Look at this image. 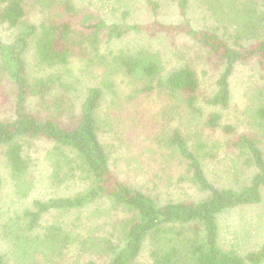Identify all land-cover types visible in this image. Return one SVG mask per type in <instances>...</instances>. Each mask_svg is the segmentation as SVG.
Segmentation results:
<instances>
[{
	"label": "trees",
	"instance_id": "1",
	"mask_svg": "<svg viewBox=\"0 0 264 264\" xmlns=\"http://www.w3.org/2000/svg\"><path fill=\"white\" fill-rule=\"evenodd\" d=\"M37 2L43 13L39 20H32L27 15L25 0H0V24L12 29L5 39L0 35V83L4 75L9 90L6 92L0 85V103L8 99L9 94L13 98L12 117L0 119V159L6 162L14 177H18L29 166L23 144L32 138L41 139L50 144L45 156L53 160L52 165L59 156L53 170L46 174L48 185L52 188L65 181H78L82 188L68 195L32 199L29 207L19 214L8 215L7 223L0 224V230L10 239L12 247L8 248L10 253L0 250V264H14L15 261L32 264L26 258L36 255L27 253L37 249L36 235L49 247H57L60 241L71 244L75 236L59 225L48 226L42 236L32 232L43 215L52 210L72 212L96 203L110 209L104 213L101 207L104 214L100 220L102 231L94 235V225H90L88 234H77L80 240L76 242L85 251L105 250L108 255L102 264H137L142 252L148 254L150 264H263L264 242L244 255L221 248L217 239V218L230 209L262 200L263 152L250 134H236L231 123H222L221 110L230 105V77L237 64L255 62L264 69V11L257 15L245 5L235 10L234 0H211L218 7L229 3V14L236 20L235 28L223 27L225 32L220 35L213 29L192 26L187 14L188 0L176 1L180 22L163 23L154 19L144 24H110L91 10L75 8L71 0ZM147 6L155 14L158 2L147 0ZM131 31L144 32L147 37L162 33L172 45L176 36L188 37L207 53V59L215 68L221 67L213 82L215 90L201 95L197 73L187 64L173 68L159 78L160 59L155 54L137 51L117 56L109 53L111 60L106 61L105 66L108 70L101 78L105 84L89 86L71 96L74 83L67 81L64 74L68 73L67 66L72 58L85 60L89 52L97 50V41L120 38ZM242 34H249L255 41L240 42ZM30 46H33L38 62L45 68H52V72L30 77L25 55ZM116 63L129 75L154 81L153 77L157 76L155 83L148 80L140 88L142 91L167 93L168 97L182 95L186 107L192 111L199 110L196 106L199 97L206 105L220 108L208 112L204 125L211 131L220 130L227 135V148L237 152L235 154L243 158L244 165L252 168L244 183L236 187L231 183H213L201 160L208 155L213 157V149L208 145L209 135L195 133L194 139H197L192 141L177 128L167 134L166 143L184 162L189 180L201 194L199 199L161 200L159 195L121 180L111 169L109 151L98 134L101 130H113L115 134L119 131L108 114L101 112L103 88H110L109 81L117 73ZM111 67H114L112 72ZM35 102L54 105L59 117L68 112V121L53 116L42 117L32 109ZM170 107L175 109L173 103ZM253 111L264 132V105H258ZM192 146L196 149H191ZM237 173L235 170L234 174ZM112 210L121 211L123 222L119 219L118 227L116 221L113 226H106ZM116 231L121 233L114 235Z\"/></svg>",
	"mask_w": 264,
	"mask_h": 264
},
{
	"label": "rangeland",
	"instance_id": "2",
	"mask_svg": "<svg viewBox=\"0 0 264 264\" xmlns=\"http://www.w3.org/2000/svg\"><path fill=\"white\" fill-rule=\"evenodd\" d=\"M71 1L75 8L91 10L110 24L121 22L144 24L154 19L163 23H177L181 20L176 6L177 0H156L158 6L155 14L147 6V0ZM25 3H28L27 15L32 20H39L43 13L41 4L37 0H25ZM244 5L249 6L257 15L264 11V0H234L235 10L241 9ZM230 8L229 3L224 7H218V4L215 6L211 0H188L187 14L193 27L213 29L222 35L225 32L223 27L235 28L236 25V20L229 14ZM11 31L12 29L0 24L2 38L8 37ZM239 40L248 44L255 41V38L249 34H242ZM228 42L232 43L230 40ZM95 46L97 50L89 52L87 59L72 58L67 66L68 73L64 74V77L67 81L72 80L75 87L70 91L71 96L73 92L79 93L89 86L105 84L101 78L105 70H108L105 66L106 61L111 60L109 53L114 56L137 51L155 54L160 59L159 78H163L173 68L187 64L197 73L201 95L215 90L213 82L221 69L214 67L204 50L199 49L188 37L180 35L176 36L172 45L162 33L155 37H147L144 32L131 31L120 38L97 41ZM25 55L30 77L46 75L53 71L52 68H45L44 64L38 62L33 46L29 47ZM114 67L117 73L112 81H109L110 88H103L101 112L108 114L109 120L119 131L115 134L113 130H101L98 134L109 151V165L121 180L132 186L141 187L147 193L159 195L161 200L199 199L201 194L189 180L184 162L166 143L167 134L174 128L192 141L195 133L209 135L208 145L213 149L211 150L213 157L208 155L201 160L206 175L213 183L218 185L231 183L236 187L250 176L252 168L244 165L243 158L235 154L237 152L227 148L228 136L220 130L211 131L204 125L208 112L218 111L220 108L206 105L202 97H199L196 102L199 110L192 111L186 107L182 95L172 94L168 97L167 93L160 94L157 91L140 89L148 80L155 83L157 76L153 77L154 81L148 77L129 75L118 63ZM114 67L109 70L112 72ZM1 80L0 85L9 92L4 75L1 76ZM230 90V105L221 110V122L231 123L236 129V134L240 132L250 134L264 156V132L253 115L255 107L264 105V69L259 68L255 62L237 64L230 77ZM170 103L175 105V109L170 107ZM32 109L42 117L53 116L52 118L57 117L63 122H67L70 116L67 115L68 112L66 115L56 116L57 109L49 102H35ZM12 115L13 98L12 94H9L8 99L0 103V119H8ZM49 146L50 144L37 138L26 141L22 150L29 158L27 164L29 166L18 177H14L6 162L0 159V224L7 223L8 215L19 214L29 207L32 199H47L81 190L82 184L78 181H65L52 188L48 185L46 174L53 170V165L59 160L58 156L52 165L53 160L45 156V150ZM191 149L195 150L196 147L192 146ZM235 170L238 171L236 175ZM102 205L96 203L72 212L52 210L44 214L33 234L42 236L48 226L59 225L62 230H68L75 236L74 241L67 245L60 241L57 247H49L47 242L41 241L36 235L37 249L27 252L36 255L26 258L27 261L32 264H102L108 255L105 250L85 251L76 242L80 240L77 234H88L90 225H94L92 230L94 235L102 231L100 224L101 218H104L100 211ZM106 210L109 211V207L104 208V213ZM110 215L107 227L113 226L112 223L115 221V226L118 227L119 219L123 222L121 211L112 210ZM217 224V239L221 248L233 249L240 255L258 248L264 242V188L259 203L230 209L218 216ZM118 233L121 232L116 231L114 235ZM10 244V239L3 236L0 230V250L10 253V250L8 251V248L12 247ZM137 264H150L146 252L139 255Z\"/></svg>",
	"mask_w": 264,
	"mask_h": 264
}]
</instances>
